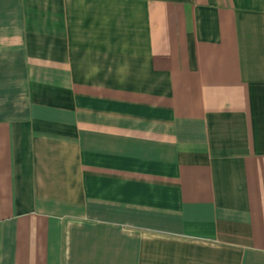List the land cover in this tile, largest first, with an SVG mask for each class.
Here are the masks:
<instances>
[{"label": "crops", "instance_id": "obj_1", "mask_svg": "<svg viewBox=\"0 0 264 264\" xmlns=\"http://www.w3.org/2000/svg\"><path fill=\"white\" fill-rule=\"evenodd\" d=\"M0 264H264V0H0Z\"/></svg>", "mask_w": 264, "mask_h": 264}]
</instances>
